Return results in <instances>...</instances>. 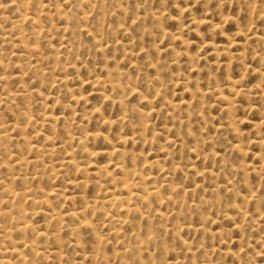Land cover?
I'll return each mask as SVG.
<instances>
[{"label":"rangeland","instance_id":"374dc122","mask_svg":"<svg viewBox=\"0 0 264 264\" xmlns=\"http://www.w3.org/2000/svg\"><path fill=\"white\" fill-rule=\"evenodd\" d=\"M0 136L3 264H264V0H0Z\"/></svg>","mask_w":264,"mask_h":264},{"label":"bare ground","instance_id":"6f19581e","mask_svg":"<svg viewBox=\"0 0 264 264\" xmlns=\"http://www.w3.org/2000/svg\"><path fill=\"white\" fill-rule=\"evenodd\" d=\"M29 19H30V17H29ZM32 19H33V17H32ZM34 19H35V18H34ZM25 20H27V18H25ZM32 22H34V20H33ZM25 44H26V43H25ZM17 76H18V75H17ZM15 77H16V76H15ZM15 77H14V78H15ZM19 78H20V77H19ZM14 80H15V79H14ZM9 93H10V92H9ZM5 94H6V93H4V95H5ZM6 95H10V94H6ZM6 95H5V96H6ZM10 96H11V95H10ZM4 98H10V97H7V96H6V97H4ZM0 138H3V137L0 136ZM3 139L5 140L6 138H3ZM6 140H7V139H6ZM0 183H1V182H0ZM0 185H1V184H0ZM0 264H3V263L0 262Z\"/></svg>","mask_w":264,"mask_h":264}]
</instances>
